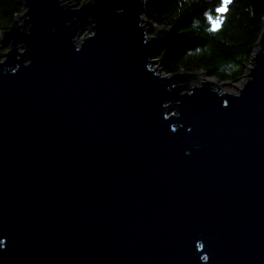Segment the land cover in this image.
Wrapping results in <instances>:
<instances>
[{
    "label": "water",
    "instance_id": "1",
    "mask_svg": "<svg viewBox=\"0 0 264 264\" xmlns=\"http://www.w3.org/2000/svg\"><path fill=\"white\" fill-rule=\"evenodd\" d=\"M22 6L1 33L0 264H264V30L229 85L153 68L172 30L147 0Z\"/></svg>",
    "mask_w": 264,
    "mask_h": 264
},
{
    "label": "trees",
    "instance_id": "2",
    "mask_svg": "<svg viewBox=\"0 0 264 264\" xmlns=\"http://www.w3.org/2000/svg\"><path fill=\"white\" fill-rule=\"evenodd\" d=\"M71 1L80 6L87 0ZM22 12V0H0V34ZM144 17L172 30L156 58L164 75L202 72L237 84L264 30V0H147ZM0 47L9 48L1 39Z\"/></svg>",
    "mask_w": 264,
    "mask_h": 264
},
{
    "label": "rangeland",
    "instance_id": "3",
    "mask_svg": "<svg viewBox=\"0 0 264 264\" xmlns=\"http://www.w3.org/2000/svg\"><path fill=\"white\" fill-rule=\"evenodd\" d=\"M0 39H1V41H2V37H1V34H0ZM8 49L9 48H7V49H2L1 47H0V56H3L4 55V53L5 52H7L8 51ZM4 60V59H3ZM158 61V60H157ZM153 68L154 69H157V70H160V63L159 62H157V63H155L154 64V66H153ZM204 77H207V76H204ZM212 81H215V82H218V81H216L215 79H212V78H210ZM242 82V81H241ZM241 82L240 83H237V84H234V83H228L229 85H241ZM229 85H225V86H223V88L225 89V90H227L228 92H237V88H240L241 86H229Z\"/></svg>",
    "mask_w": 264,
    "mask_h": 264
},
{
    "label": "snow or ice",
    "instance_id": "4",
    "mask_svg": "<svg viewBox=\"0 0 264 264\" xmlns=\"http://www.w3.org/2000/svg\"><path fill=\"white\" fill-rule=\"evenodd\" d=\"M224 2H225V4H227V3L230 2V0H224ZM204 259L207 260V259H209V257L208 256H205Z\"/></svg>",
    "mask_w": 264,
    "mask_h": 264
},
{
    "label": "bare ground",
    "instance_id": "5",
    "mask_svg": "<svg viewBox=\"0 0 264 264\" xmlns=\"http://www.w3.org/2000/svg\"><path fill=\"white\" fill-rule=\"evenodd\" d=\"M3 56H1V58H2ZM4 58H2V60H3Z\"/></svg>",
    "mask_w": 264,
    "mask_h": 264
}]
</instances>
